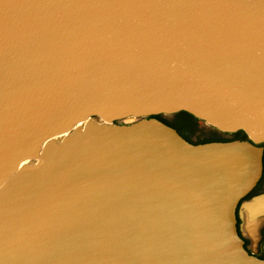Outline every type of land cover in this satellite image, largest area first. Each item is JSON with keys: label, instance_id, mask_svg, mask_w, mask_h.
<instances>
[{"label": "water", "instance_id": "95a60500", "mask_svg": "<svg viewBox=\"0 0 264 264\" xmlns=\"http://www.w3.org/2000/svg\"><path fill=\"white\" fill-rule=\"evenodd\" d=\"M262 142L264 0H0V264H264Z\"/></svg>", "mask_w": 264, "mask_h": 264}, {"label": "rangeland", "instance_id": "374dc122", "mask_svg": "<svg viewBox=\"0 0 264 264\" xmlns=\"http://www.w3.org/2000/svg\"><path fill=\"white\" fill-rule=\"evenodd\" d=\"M159 117L160 118H158V119H160L161 121H162V119L163 120H166V121H171V120H173L174 118H176L175 117V115L174 116H171V117H165V116H162V115H159ZM184 134L186 135V137H188V139H186V140H188V141H190V142H193V143H199V142H202V141H206V140H209V139H211V138H217V139H222V138H224V139H244V136H241L240 134H237L236 132H234L230 137H227V136H224V135H222L221 133H219V132H217V131H215V130H213V129H211V128H208V127H203V126H200L199 124L198 125H196V126H188V127H185L184 128ZM182 136V135H181ZM183 137V136H182ZM212 141V140H211ZM260 146H261V144H259ZM262 147V146H261ZM259 179V178H258ZM258 181V180H257ZM257 181H256V183H257ZM256 183H255V185H256ZM254 185V186H255ZM253 186V187H254ZM253 187H252V189H253ZM264 190V178L259 182V183H257V185H256V187L253 189V192L254 193H256V192H259V191H263ZM253 193V194H254ZM247 195V196H246ZM246 195H244L243 197H242V200L243 199H248L249 198V195L248 194H246ZM260 218V217H259ZM259 218H255V219H253V221L254 222H256V225L259 223L260 224V219ZM245 220H246V218H245ZM245 220H242V225H243V222H244V224L246 223H251V221L250 220H248L247 219V221H245ZM249 223V224H250ZM242 225H241V227H242ZM257 227H258V225H257ZM249 228V230H253V228L251 229L250 228V226L248 227ZM258 230V229H257ZM241 233L243 234V235H246L247 233H245V231H244V229L242 228L241 229ZM247 242H248V245H249V247L250 248H254V246L252 245L254 242H255V239L257 238V237H249V236H247Z\"/></svg>", "mask_w": 264, "mask_h": 264}, {"label": "flooded vegetation", "instance_id": "af4514ba", "mask_svg": "<svg viewBox=\"0 0 264 264\" xmlns=\"http://www.w3.org/2000/svg\"><path fill=\"white\" fill-rule=\"evenodd\" d=\"M174 116V115H173ZM261 146H262V167H261V174H260V177L257 181V183H259L263 178H264V142L260 143ZM256 183V185H257ZM256 185L253 187V189L256 187ZM253 189H251L247 194L249 195V198L252 196V195H255L257 193H260V192H263V191H259V192H256L254 193L253 192ZM254 193V194H253ZM247 196V195H246ZM260 219V224L258 225L257 228H255V233L252 234V232L249 234H246V235H243V245L244 247L247 249V251L249 253H252L253 255L259 257V258H264V219L263 218H259ZM238 223H239V219H238ZM241 225H242V222H241ZM258 229V230H257ZM241 233V231H240ZM247 236L249 237H257L255 239V242L252 244L254 246V248H250L249 245H248V242H247Z\"/></svg>", "mask_w": 264, "mask_h": 264}, {"label": "trees", "instance_id": "16d2710c", "mask_svg": "<svg viewBox=\"0 0 264 264\" xmlns=\"http://www.w3.org/2000/svg\"><path fill=\"white\" fill-rule=\"evenodd\" d=\"M174 115L176 118H174L173 120L166 121V120L162 119V121L165 122L166 124L174 127L180 135H182L184 138L188 139V137H186V135L184 134V128L188 127V126L198 125L197 119L194 116H192L191 114L184 112V111L177 112ZM155 117L160 118L159 115H155ZM236 133L240 134L241 136H244V134L241 130L236 131ZM211 140H228V139L211 138V139L206 140V141H211ZM206 141H202V142H206Z\"/></svg>", "mask_w": 264, "mask_h": 264}, {"label": "bare ground", "instance_id": "6f19581e", "mask_svg": "<svg viewBox=\"0 0 264 264\" xmlns=\"http://www.w3.org/2000/svg\"><path fill=\"white\" fill-rule=\"evenodd\" d=\"M262 209H264V200L262 202H259L255 205H253L252 207H248V209H245L242 212V220H245V218H246L245 221H247V219L250 221L252 220L251 223L249 222L250 224L249 223L244 224V222H243L242 228L244 229L245 233H247L249 235L251 232H252V234L255 233V228H257V225H259V223L256 225V222H254L253 219L259 218V216H256V214ZM249 226L251 229L253 228V230H249V228H248Z\"/></svg>", "mask_w": 264, "mask_h": 264}, {"label": "crops", "instance_id": "0c3cea01", "mask_svg": "<svg viewBox=\"0 0 264 264\" xmlns=\"http://www.w3.org/2000/svg\"><path fill=\"white\" fill-rule=\"evenodd\" d=\"M241 229H242V227H241ZM241 231V230H240Z\"/></svg>", "mask_w": 264, "mask_h": 264}]
</instances>
